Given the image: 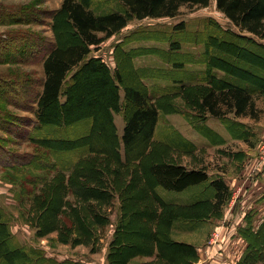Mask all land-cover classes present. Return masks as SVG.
Returning a JSON list of instances; mask_svg holds the SVG:
<instances>
[{"label": "trees", "instance_id": "1", "mask_svg": "<svg viewBox=\"0 0 264 264\" xmlns=\"http://www.w3.org/2000/svg\"><path fill=\"white\" fill-rule=\"evenodd\" d=\"M119 1L123 9L98 13L84 0H63L54 11L55 39L42 41L44 77L27 108L35 117L20 121L0 111V126L37 148L17 153L0 144V165L33 166L38 174L30 183L51 189L49 198L34 199L39 233L50 229L79 232L90 242L95 234L93 225L110 221L103 207H111L118 196L121 215L111 240L109 264H131L138 255L156 257L140 264H196L198 248L173 239L172 230L179 219L203 216V211L189 213L188 209L205 201L197 200L190 206L171 202L158 188L183 191L209 181L214 193L212 207L219 210L230 197V186L222 177L211 178L203 168L172 161L167 150L173 145L161 133L156 136L157 125L161 114L174 106V98L180 95H185L187 103L198 104L200 119L203 115L223 118L230 114L258 118L264 67L259 66L260 82L255 84L238 70L245 67L240 58L254 52L255 45L264 49V0H215L229 26L219 28V35L209 32L208 46L202 51H182L184 41L191 40L189 47L199 48L205 43L201 31H189L185 21L172 29L140 26L127 33L116 48L117 66L112 70L103 57L92 52L133 19L175 17L184 5L206 7L211 0ZM58 21L64 23L63 28H56ZM187 33L190 37L186 38L183 34ZM151 54L164 64L136 66V57ZM192 60H197L198 66ZM247 70L256 77L252 67ZM148 78L155 80L152 86ZM115 111H121L125 119L122 140ZM18 121L20 128L14 131L12 126ZM60 192L64 197L73 193L78 199L57 198ZM55 205L56 216L48 223L43 215ZM4 216L0 209V219ZM13 233L8 220L0 222V245L7 247V254L16 249L41 250L21 244ZM75 242L83 241L75 238ZM250 242V252L241 264H264V221L259 230L252 229ZM31 262L36 264L37 260Z\"/></svg>", "mask_w": 264, "mask_h": 264}, {"label": "rangeland", "instance_id": "2", "mask_svg": "<svg viewBox=\"0 0 264 264\" xmlns=\"http://www.w3.org/2000/svg\"><path fill=\"white\" fill-rule=\"evenodd\" d=\"M62 1L0 0V111L11 113L15 120L35 117L27 108L33 100L34 91L40 89L44 77L42 41L55 39L54 11L60 8ZM84 1L98 13L123 9L119 0ZM180 21L186 22L189 31H201L205 41L201 48L193 45L189 47L188 44L193 41H184L183 52L206 49L209 43L208 33L219 35V28L229 26V20L218 10L215 0H211L206 7L184 5L180 14L175 17L133 19L127 27L104 41L100 49L94 50L92 54L103 57L115 69V51L127 33L140 26L172 29ZM57 23L56 28L64 27L63 22ZM183 36L190 37L188 33ZM143 42L137 44L143 45ZM253 48L255 49L251 50L254 52H248L246 57L244 55V58H240L245 67L239 68L238 71L243 78L246 77L249 82L255 84L254 82H260L259 66L262 64L264 67V49L258 45ZM179 54L177 55L180 56ZM142 58H137V62H155L153 58ZM191 62L198 66L197 60ZM247 67H252L254 73L257 72L256 77ZM261 74H264V70ZM261 82L264 86V80ZM183 97L185 95L174 98V106L167 109L178 111H166L160 117L159 129L161 128L162 135L173 145L171 150H167L168 156L172 161L184 163L190 168L205 169L211 178H224L230 186L231 194L225 204L217 210L212 207L214 193L209 181L183 191L164 187H159L158 191L166 200L188 206L197 200L205 201L204 204L200 203L199 207L188 209L189 213L195 209L203 211V216L191 215L188 219L177 220L176 223L178 228L188 230L192 238L202 241L199 257L204 262L200 264H241L250 252L252 229L259 230L264 221V93L257 99L258 118L235 117L230 114L223 118L203 115L200 119L198 114L201 109L198 104L195 107ZM191 100L193 102V99ZM115 119L122 139L125 127L122 112H115ZM18 122L12 126L14 131L20 128ZM44 131L48 133V129ZM0 144L5 150L17 153L34 152L37 148L1 126ZM37 174L30 165L19 168L0 165V209L5 214L0 222L8 220L14 236L21 244L41 247L39 251L27 247L28 252L16 249L7 254V247L0 245V262L35 264L31 261L36 259V264H71L70 262L77 261L80 264H109L111 240L121 215L118 210V196L114 198L111 207H103L104 212L110 215V221L102 226L93 225L95 234L90 238V242L85 241L86 238L79 232L68 234L50 229L51 231L39 233L35 221L37 213L33 208L34 199L44 195H49V198L53 193L44 185L34 186L30 183L32 177ZM56 197L64 196L60 192ZM64 198L71 201L78 199L70 192H67ZM57 209L58 206L55 205L46 210L43 220L51 223ZM75 238L83 242H75ZM32 251L34 255L31 254ZM38 255L42 257L38 259ZM27 260L30 262H26Z\"/></svg>", "mask_w": 264, "mask_h": 264}, {"label": "crops", "instance_id": "3", "mask_svg": "<svg viewBox=\"0 0 264 264\" xmlns=\"http://www.w3.org/2000/svg\"><path fill=\"white\" fill-rule=\"evenodd\" d=\"M152 45L153 44H159V45H164L162 43H157V42H153L151 43ZM143 57L142 59L144 58H148L151 59L153 58L155 60L154 63H147V64H141V61L140 62H137V58H141ZM135 64L136 66H142V65H149V66H158V65H163L164 64V61L159 58L158 56L154 55V54H151V55H146V56H139V57H136L135 59ZM112 68V67H111ZM112 70H114V68H112ZM147 83L150 84L152 86L153 82L155 80L153 79H146ZM162 84L163 85H166L167 82L165 80H161ZM115 112H118V113H121V111H115ZM115 112H114V118H115ZM123 114V113H122ZM124 117V115H123ZM161 117V116H160ZM125 121V119H124ZM115 123H116V119H115ZM159 124H160V120L158 122V125H157V129H156V136L159 135V133H161V128L159 129ZM117 125V123H116ZM117 131H118V126H117ZM119 134V133H118ZM162 134V133H161ZM121 138V137H120ZM167 138V137H166ZM122 140V139H121ZM167 140V139H166ZM123 153H124V149H123ZM191 187V186H190ZM189 188V187H188ZM187 188V189H188ZM186 190V189H185ZM205 198V196H204ZM180 220V219H179ZM177 223V222H176ZM176 223H175V226L173 227V230H172V238L175 239V240H178V241H186L188 243H192L193 245H195L199 251H201V246H202V241L200 239H195L192 238V236H190V232H188V230H183L182 228H178V226H176ZM198 237V236H197ZM192 238V239H190ZM156 257L153 256V255H138V256H135V258L131 261V264H140V263H143V262H150V261H154ZM204 262L201 261V259H199L196 264H200ZM159 264V263H158Z\"/></svg>", "mask_w": 264, "mask_h": 264}]
</instances>
